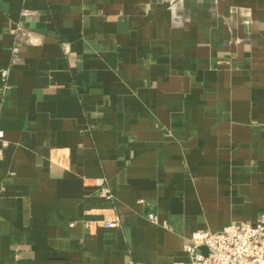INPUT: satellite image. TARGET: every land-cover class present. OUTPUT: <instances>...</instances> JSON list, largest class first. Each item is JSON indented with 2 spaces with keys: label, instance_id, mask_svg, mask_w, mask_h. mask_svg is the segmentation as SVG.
Segmentation results:
<instances>
[{
  "label": "crops",
  "instance_id": "0c3cea01",
  "mask_svg": "<svg viewBox=\"0 0 264 264\" xmlns=\"http://www.w3.org/2000/svg\"><path fill=\"white\" fill-rule=\"evenodd\" d=\"M3 68L0 264H188L264 214V0H0Z\"/></svg>",
  "mask_w": 264,
  "mask_h": 264
},
{
  "label": "built area",
  "instance_id": "2783aa9c",
  "mask_svg": "<svg viewBox=\"0 0 264 264\" xmlns=\"http://www.w3.org/2000/svg\"><path fill=\"white\" fill-rule=\"evenodd\" d=\"M29 14L27 9L20 12L22 17ZM21 21L17 22L15 30L21 28ZM18 48H12L17 53ZM8 73L7 68L0 70V79L4 81ZM4 131L0 129V156L5 146ZM99 188L100 195L110 198L111 194L102 179L93 180ZM147 219L156 222L157 215L147 214ZM119 223L116 219L105 221V227H115ZM205 248V252L201 248ZM188 254V264H264V214L254 223L245 221L231 222L219 231H194L183 245Z\"/></svg>",
  "mask_w": 264,
  "mask_h": 264
},
{
  "label": "water",
  "instance_id": "95a60500",
  "mask_svg": "<svg viewBox=\"0 0 264 264\" xmlns=\"http://www.w3.org/2000/svg\"><path fill=\"white\" fill-rule=\"evenodd\" d=\"M201 250H202L203 252H205V251H206L204 247H202V248H201Z\"/></svg>",
  "mask_w": 264,
  "mask_h": 264
}]
</instances>
